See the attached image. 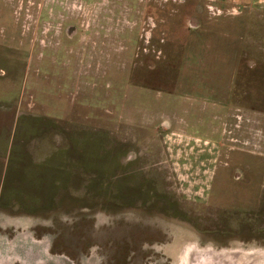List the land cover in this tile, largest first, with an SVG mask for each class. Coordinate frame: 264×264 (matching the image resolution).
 I'll return each instance as SVG.
<instances>
[{
    "label": "rangeland",
    "instance_id": "rangeland-1",
    "mask_svg": "<svg viewBox=\"0 0 264 264\" xmlns=\"http://www.w3.org/2000/svg\"><path fill=\"white\" fill-rule=\"evenodd\" d=\"M260 142L264 0H0V264L264 250Z\"/></svg>",
    "mask_w": 264,
    "mask_h": 264
},
{
    "label": "flooded vegetation",
    "instance_id": "flooded-vegetation-1",
    "mask_svg": "<svg viewBox=\"0 0 264 264\" xmlns=\"http://www.w3.org/2000/svg\"><path fill=\"white\" fill-rule=\"evenodd\" d=\"M258 174V172H257ZM227 246H225V248H222L220 249L219 251V255H229L230 253H237V251H240L241 252V255L240 253L238 254H235V258H233L234 260V263L232 262L231 264H247V256L250 255V252L253 251V252H256L258 249H253V248H237V249H231V248H226ZM192 253L189 255V252ZM212 248L211 247H188L185 252H184V255L182 256L183 257V262L181 264H215V260L213 259L214 257L212 256ZM248 253V255H247ZM245 259V261H244ZM250 260H251V264H255L259 262V259H257V256H253V255H250ZM240 262V263H239ZM5 264V262H2ZM23 264H26L25 261L22 262ZM230 264V263H228Z\"/></svg>",
    "mask_w": 264,
    "mask_h": 264
},
{
    "label": "bare ground",
    "instance_id": "bare-ground-1",
    "mask_svg": "<svg viewBox=\"0 0 264 264\" xmlns=\"http://www.w3.org/2000/svg\"><path fill=\"white\" fill-rule=\"evenodd\" d=\"M179 240H180V238H177L176 243L173 245V247H170V248L168 247L167 251L170 253H173L174 255L176 254L177 256H179V254H181V248L178 247V246H180ZM247 255H248V253H247ZM250 255H253L254 257L257 256V259H259V262L256 264H264V250L263 249H259L256 252L251 251ZM254 264H255V262H254Z\"/></svg>",
    "mask_w": 264,
    "mask_h": 264
},
{
    "label": "crops",
    "instance_id": "crops-1",
    "mask_svg": "<svg viewBox=\"0 0 264 264\" xmlns=\"http://www.w3.org/2000/svg\"><path fill=\"white\" fill-rule=\"evenodd\" d=\"M260 143H262V144L259 146H261V148L264 149L263 142H260ZM257 154L264 156V150H262V152H257Z\"/></svg>",
    "mask_w": 264,
    "mask_h": 264
}]
</instances>
